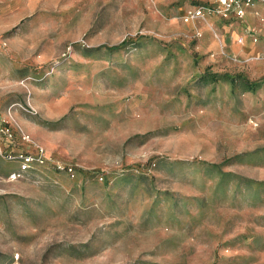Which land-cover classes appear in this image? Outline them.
<instances>
[{"label":"rangeland","instance_id":"1","mask_svg":"<svg viewBox=\"0 0 264 264\" xmlns=\"http://www.w3.org/2000/svg\"><path fill=\"white\" fill-rule=\"evenodd\" d=\"M209 4L0 0L4 148L62 165L0 155V264H264V0Z\"/></svg>","mask_w":264,"mask_h":264},{"label":"built area","instance_id":"2","mask_svg":"<svg viewBox=\"0 0 264 264\" xmlns=\"http://www.w3.org/2000/svg\"><path fill=\"white\" fill-rule=\"evenodd\" d=\"M211 4L207 6H200L194 9H189L185 15V20L189 21L194 17L205 15L206 11L209 14H217L222 18L238 17L242 18L246 14V10L253 5L255 0H210ZM0 119V155H3L9 161L17 160L20 171H27L33 163L39 165H50L58 169H62V165L56 162L50 154L43 148L38 147L34 154L27 152H20L14 154L13 149L4 148V143H10L15 139L14 131L8 122ZM23 141H29L25 135H22ZM20 172H12L9 175L10 180L20 177Z\"/></svg>","mask_w":264,"mask_h":264},{"label":"trees","instance_id":"3","mask_svg":"<svg viewBox=\"0 0 264 264\" xmlns=\"http://www.w3.org/2000/svg\"><path fill=\"white\" fill-rule=\"evenodd\" d=\"M141 37H142V36H137L136 39H139V38H141ZM131 41H132V39H130V38H125L122 42H120V43H118V44H116V45H113V46H110V47H108V46H104V47H105L106 49H109V50H118V49L124 47L125 45L129 44ZM207 79H209V77H207L206 75H204V80H207ZM244 83H245V86H246V88H247L248 90H253V89L255 88V86H256V83L253 82V81H249V80H247V81H244ZM138 166H140V167H144V166H146V164H140V165H138Z\"/></svg>","mask_w":264,"mask_h":264},{"label":"crops","instance_id":"4","mask_svg":"<svg viewBox=\"0 0 264 264\" xmlns=\"http://www.w3.org/2000/svg\"><path fill=\"white\" fill-rule=\"evenodd\" d=\"M255 2V1H254Z\"/></svg>","mask_w":264,"mask_h":264}]
</instances>
